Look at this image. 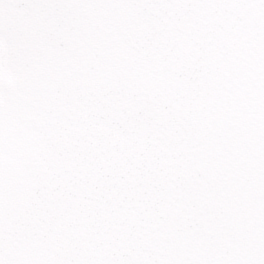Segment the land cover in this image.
Wrapping results in <instances>:
<instances>
[{"label":"snow or ice","instance_id":"snow-or-ice-1","mask_svg":"<svg viewBox=\"0 0 264 264\" xmlns=\"http://www.w3.org/2000/svg\"><path fill=\"white\" fill-rule=\"evenodd\" d=\"M0 264H264V0H0Z\"/></svg>","mask_w":264,"mask_h":264}]
</instances>
